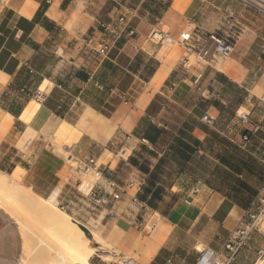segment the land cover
Returning a JSON list of instances; mask_svg holds the SVG:
<instances>
[{
    "label": "crops",
    "instance_id": "0c3cea01",
    "mask_svg": "<svg viewBox=\"0 0 264 264\" xmlns=\"http://www.w3.org/2000/svg\"><path fill=\"white\" fill-rule=\"evenodd\" d=\"M121 18L120 38L102 28ZM153 30L176 44L160 51L147 41ZM210 34H231L232 54L198 59L192 46ZM31 103L39 109L26 121ZM93 113L114 126L107 140L63 136L64 123L89 126ZM29 127L36 135L23 151ZM90 158L98 184L134 188L104 207L81 200L85 173L71 163ZM0 171L55 195L77 222L97 215L106 243L89 232L91 264H197L205 247L222 252L264 185V16L236 0H0ZM263 255L260 230L233 264ZM24 257L20 226L0 208V264Z\"/></svg>",
    "mask_w": 264,
    "mask_h": 264
},
{
    "label": "bare ground",
    "instance_id": "6f19581e",
    "mask_svg": "<svg viewBox=\"0 0 264 264\" xmlns=\"http://www.w3.org/2000/svg\"><path fill=\"white\" fill-rule=\"evenodd\" d=\"M164 48L165 46H161L160 51L163 52ZM38 109V104L31 103L23 119L29 121ZM86 122L93 127L94 138L101 142L107 140L114 130V126L108 125L105 118L96 113L89 115ZM32 130L30 129L21 140L24 151L28 150L33 135L36 134ZM96 175L95 173V177L90 179H96ZM90 179L88 182L91 181ZM85 182L83 189L88 185L87 181ZM57 203L55 195L49 198L39 197L32 190L19 185L14 175L0 171V208L20 225L25 246V257L21 264H91L90 260L95 254L91 241L86 239L81 227L57 207ZM29 214L33 220L26 217ZM93 239L102 246L106 243L97 233L93 234ZM105 260L109 262L110 258ZM257 264H264V260H260Z\"/></svg>",
    "mask_w": 264,
    "mask_h": 264
},
{
    "label": "built area",
    "instance_id": "2783aa9c",
    "mask_svg": "<svg viewBox=\"0 0 264 264\" xmlns=\"http://www.w3.org/2000/svg\"><path fill=\"white\" fill-rule=\"evenodd\" d=\"M248 8H252L259 14L264 16V0H236ZM105 32L117 35L119 38L125 33L127 29V22L124 18L119 20V26L110 29L109 26L102 25ZM130 35L134 32L130 31ZM148 42L154 43L157 46H173L176 44V40L161 30H153L148 38ZM196 47L192 46L195 50V56L200 60H206L207 58L215 55H219L223 58L228 57L234 51L235 44L233 38L230 35L225 38H219L214 34H210L205 40H196ZM89 44L91 42L89 41ZM191 47V46H190ZM109 44L102 43L98 54L104 57L109 52ZM38 99L42 97L41 92L37 94ZM239 120L243 125L250 122V113L242 112L239 115ZM202 122L205 124H213V119L209 114H205L202 117ZM244 142H249V137L246 135L243 137ZM76 169L81 170L85 174L89 172L96 173V184L90 186L89 184L82 189L83 183L80 184L79 192L87 198L90 203L94 206H108L111 201H120L122 195L127 194L128 190L134 188V184L131 183L127 185L126 188L121 189L114 181H107L105 185L98 184V181L102 178L101 172L99 170V164L97 159L90 158L86 161H81L76 164ZM142 186H137V190L140 191ZM108 190H111L109 192ZM87 192V193H86ZM102 192V193H100ZM198 190H195L197 193ZM136 197L133 201H136ZM63 209V208H62ZM264 221V185L258 191L255 201L252 203L251 208L245 214L244 219L241 221L240 225L230 233L227 240L223 244L222 252L215 250L212 247H205L199 251L197 258V264H233L239 252L246 247L247 243L251 240L252 236L260 232V226ZM121 264H140L132 258H126Z\"/></svg>",
    "mask_w": 264,
    "mask_h": 264
},
{
    "label": "rangeland",
    "instance_id": "374dc122",
    "mask_svg": "<svg viewBox=\"0 0 264 264\" xmlns=\"http://www.w3.org/2000/svg\"><path fill=\"white\" fill-rule=\"evenodd\" d=\"M169 47H172V46H167V45H165V50L164 51H166ZM70 131V133H67V131ZM79 130H81V131H85V132H87V133H89V134H91L92 136H93V131H94V129H93V127H89V126H85V124H83L82 123V119L80 120V122H79V125H78V127H77V129L76 128H72V127H70L68 124H66V123H64L63 124V128H62V131H63V136L64 137H67L68 136V138L69 139H72L73 138V136L77 133V131H79ZM36 135V134H35ZM35 135H33V138H34V136ZM94 137V136H93ZM101 142V141H100ZM19 148L21 149V150H23L22 149V145H21V142H20V144H19ZM24 151V150H23ZM58 152H60V154H64V152H63V149L62 148H60L59 147V150H58ZM127 154V153H126ZM125 156V155H124ZM71 165L74 167V168H76V164H74V163H71ZM90 173V174H89ZM89 173H87V174H82L81 175V180H82V183L83 184H85L86 182L85 181H87V183L90 185V186H93V184L96 182V180H97V177H96V179L95 178H92V179H90V177H95V174H94V172H89ZM15 177V176H14ZM86 177V178H85ZM88 177V178H87ZM16 179V178H15ZM89 179L91 180L90 182H88L89 181ZM17 180V179H16ZM85 180V181H84ZM17 182H18V184L19 185H22L23 186V184H22V182H21V180H17ZM85 182V183H84ZM26 188V187H25ZM28 189V188H27ZM82 189H83V187H82ZM87 193V192H86ZM80 199L82 200V199H84L85 201H87L86 199H85V197H80ZM81 205L82 206H84L85 208H88L87 206H85L83 203H81ZM57 207H59V208H62V207H60L59 206V204L57 203ZM64 210V212L66 213V209L65 208H63ZM87 211H89L90 213H92L93 211H91V209H88ZM67 214V213H66ZM30 216V217H29ZM29 216L28 215H26V217H28V219L29 220H33V217L29 214ZM70 218L72 219V221L76 224V225H78V227H83V228H85L86 230H88V232H90V233H92V234H94L95 233V231H97L96 229H97V226H96V222L95 221H97V215H87V217L84 219V220H79V222H77L76 220H74V218L73 217H71L70 216ZM76 221V222H75ZM34 223H35V219H34ZM18 225H19V223H18ZM20 226V225H19ZM96 226V227H95ZM260 230L262 231V232H264V221L262 222V224H261V226H260ZM84 231V230H83ZM85 233V232H84ZM99 235V234H98ZM85 237H86V239H89V238H91V236L89 235V233H88V235L85 233ZM264 260V255L260 258V260ZM259 260V261H260ZM258 261V262H259Z\"/></svg>",
    "mask_w": 264,
    "mask_h": 264
},
{
    "label": "water",
    "instance_id": "95a60500",
    "mask_svg": "<svg viewBox=\"0 0 264 264\" xmlns=\"http://www.w3.org/2000/svg\"><path fill=\"white\" fill-rule=\"evenodd\" d=\"M82 230H84V232L88 235V230H86L85 228L81 227Z\"/></svg>",
    "mask_w": 264,
    "mask_h": 264
}]
</instances>
